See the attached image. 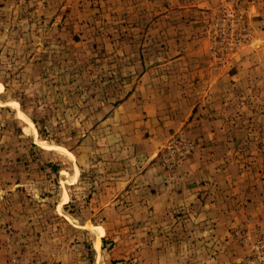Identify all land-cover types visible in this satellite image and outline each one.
<instances>
[{
    "label": "rangeland",
    "instance_id": "obj_1",
    "mask_svg": "<svg viewBox=\"0 0 264 264\" xmlns=\"http://www.w3.org/2000/svg\"><path fill=\"white\" fill-rule=\"evenodd\" d=\"M0 264H264V0H0Z\"/></svg>",
    "mask_w": 264,
    "mask_h": 264
},
{
    "label": "bare ground",
    "instance_id": "obj_2",
    "mask_svg": "<svg viewBox=\"0 0 264 264\" xmlns=\"http://www.w3.org/2000/svg\"><path fill=\"white\" fill-rule=\"evenodd\" d=\"M54 146H55L56 148L60 149L61 151L68 152V155H69V154L71 155L70 151L67 150L66 147H64V146H62V145H54ZM60 150H59V151H60Z\"/></svg>",
    "mask_w": 264,
    "mask_h": 264
}]
</instances>
